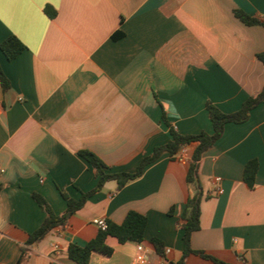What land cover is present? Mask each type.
<instances>
[{
    "label": "crops",
    "instance_id": "0c3cea01",
    "mask_svg": "<svg viewBox=\"0 0 264 264\" xmlns=\"http://www.w3.org/2000/svg\"><path fill=\"white\" fill-rule=\"evenodd\" d=\"M236 10L264 19V0H0V43L16 36L27 47L13 60L0 50L9 81L5 90L0 79V264L17 263L46 218L34 193L62 214V191L78 200L96 187L80 151L111 172H135L171 139L164 115L183 135L211 134L208 101L233 113L262 91L264 26L245 24ZM197 145L181 150L183 160L163 152L120 190L105 183L66 226L27 247L25 264H78L69 245L94 239L95 219L120 224L130 211L148 220L146 264H176ZM250 161L253 187L244 180ZM199 176L205 198L192 247L230 264H264V102L246 122L225 125ZM107 245L113 254L93 253L88 264H131L137 252L136 242ZM186 264L216 263L193 254Z\"/></svg>",
    "mask_w": 264,
    "mask_h": 264
},
{
    "label": "trees",
    "instance_id": "16d2710c",
    "mask_svg": "<svg viewBox=\"0 0 264 264\" xmlns=\"http://www.w3.org/2000/svg\"><path fill=\"white\" fill-rule=\"evenodd\" d=\"M45 11L50 17L55 16V12H51L50 8L47 7ZM235 15L247 25L264 26V19L252 17L241 10H236ZM26 48V45L16 36H9L0 43V50L8 60L15 59ZM258 58L264 63V54H259ZM0 79L3 88L6 90L9 87V81L1 67ZM262 102H264V87L258 95L248 98L240 109L233 113H224L212 102L208 101L206 107L213 125V133L211 134L201 132L196 135H183L175 130L164 115L163 120L170 129L171 139L166 144L154 148L152 153L145 155L141 159L135 172H111L95 153L89 150L80 151L79 155L89 162L95 172L98 180L96 187L88 192H83L78 200L71 198L62 191L61 194L67 203L66 210L62 214H56L42 195L34 193L33 199L45 212L46 218L40 227L29 235L25 243L26 246L22 249V255L15 264H25L28 257L27 247H31L42 241L54 228L66 226L69 218L84 206L90 196L102 189L105 183L115 181L117 183V190H120L126 184L140 178L145 168L155 162L163 152L169 153L172 159H176L181 150L193 142H197L198 145L189 162L187 182L193 186L194 193L188 198L182 216L183 255L176 264H186L187 258L193 254L211 260L216 264H230L205 251L196 250L191 245L192 234L200 229L201 203L205 198L201 186L199 168L204 153L223 135L225 125L227 123L241 124L246 122L250 117L251 111ZM257 170L258 164L256 161H250L245 166L244 180L250 187H253L255 184ZM147 223L146 216L135 211H130L120 224L107 221V229H99L98 235L86 244H70L68 247V256L78 264H88L93 253L111 256L113 254V248L107 245L108 238H115L121 244L127 242H142L144 240ZM151 242L156 246L159 253L163 252V244L160 240L154 238Z\"/></svg>",
    "mask_w": 264,
    "mask_h": 264
},
{
    "label": "built area",
    "instance_id": "2783aa9c",
    "mask_svg": "<svg viewBox=\"0 0 264 264\" xmlns=\"http://www.w3.org/2000/svg\"><path fill=\"white\" fill-rule=\"evenodd\" d=\"M179 159L183 158L181 156H178ZM216 183H220L221 182V178L220 177H216L214 180ZM217 194L222 193V188L221 187H217L216 189ZM95 225L100 229V230H106L107 229V221L104 218H99V219H95L94 220ZM137 246V252L135 254V256L133 257L131 264H146L147 260H148V255L146 252V249L144 247L143 242H138L136 243ZM167 253L170 252V249H166L165 250Z\"/></svg>",
    "mask_w": 264,
    "mask_h": 264
}]
</instances>
